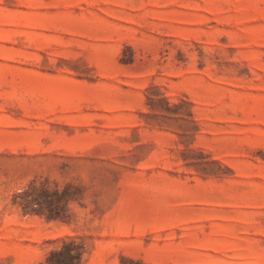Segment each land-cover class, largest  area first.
<instances>
[{
    "label": "rangeland",
    "instance_id": "rangeland-1",
    "mask_svg": "<svg viewBox=\"0 0 264 264\" xmlns=\"http://www.w3.org/2000/svg\"><path fill=\"white\" fill-rule=\"evenodd\" d=\"M264 264V0H0V264Z\"/></svg>",
    "mask_w": 264,
    "mask_h": 264
},
{
    "label": "trees",
    "instance_id": "trees-1",
    "mask_svg": "<svg viewBox=\"0 0 264 264\" xmlns=\"http://www.w3.org/2000/svg\"><path fill=\"white\" fill-rule=\"evenodd\" d=\"M51 264H62L61 262H54V260L50 261Z\"/></svg>",
    "mask_w": 264,
    "mask_h": 264
}]
</instances>
